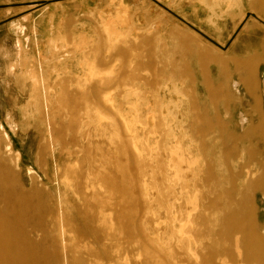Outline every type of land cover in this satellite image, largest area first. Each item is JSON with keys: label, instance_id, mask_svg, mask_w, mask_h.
I'll return each instance as SVG.
<instances>
[{"label": "rangeland", "instance_id": "374dc122", "mask_svg": "<svg viewBox=\"0 0 264 264\" xmlns=\"http://www.w3.org/2000/svg\"><path fill=\"white\" fill-rule=\"evenodd\" d=\"M34 4L30 39L19 38L17 47L10 42L0 51V171L16 179L7 185L11 191L16 186L41 191L39 210L32 201L37 210L32 222L44 217L42 225L55 230L59 215L84 230L75 215L93 214L85 206L91 200L97 218L114 220L107 232L101 226L97 231L119 244L114 264L141 263L145 256L136 250L141 238L161 256H174L173 264H203L213 253L222 254L211 256L213 264H221V257L225 264H264V251L240 249L238 255L231 248L237 227H264L263 194L254 192L246 204L254 223L202 219L206 196L213 197L214 209L227 199L222 211L233 210L234 175L242 163L259 159L250 133H264V0ZM131 135L140 155L131 147ZM179 140L184 149L188 144L201 154L199 165L183 167L175 182L171 149ZM105 169L118 185L134 188L126 202L123 191L96 182ZM213 174H221L216 193L210 182L204 185ZM64 177L78 184L80 194L72 193ZM195 195L197 207L188 217ZM134 199L136 226L119 211L125 203L132 208ZM0 211L8 214L1 201ZM178 220L185 222L181 231ZM37 239L48 244L43 234ZM56 244L62 264L65 243Z\"/></svg>", "mask_w": 264, "mask_h": 264}, {"label": "bare ground", "instance_id": "6f19581e", "mask_svg": "<svg viewBox=\"0 0 264 264\" xmlns=\"http://www.w3.org/2000/svg\"><path fill=\"white\" fill-rule=\"evenodd\" d=\"M203 56L205 57V59L215 62L216 65L224 64L223 62L221 63L220 59H217L216 57H212L209 54H203ZM250 134H251L250 136L252 137V139L254 138V140L256 141V147L258 150L259 159L257 161H252V162L247 161V163H242L239 171L236 173L237 175L236 174L234 175L235 184H234V187L232 188V191L235 192V197H233L232 200H230L232 202V206H234L233 210L226 211L224 209V211H222L223 208H227L229 205V201L227 199L220 200L218 202L220 203L219 204L220 208L214 209L211 206V202L214 200L213 197L209 198L208 196H206L204 198V201L206 204L203 207L204 211L202 214V219L205 221L206 224L208 223L211 224L213 221L222 222L224 224H227V223L237 222L239 220L241 224H243L245 221L254 223L253 222V216H254L253 209L248 207L246 204L248 200L251 201V198L254 192L255 193L260 192L261 194L264 195V137H263L264 133L262 131V133L252 132ZM131 136H132V141H133V143L131 144V147L134 153H136L137 155H140V151L137 146V141L133 139V135ZM214 136H216V134ZM208 139L211 140V138H208ZM213 140L214 139H212V141ZM187 145L185 146V149H184L181 145V141L179 140L177 145L172 147L171 149V153H173L175 157V162L177 164L175 167L172 168V173L176 177L175 182L178 181L177 178L179 177L180 171L183 167L193 168L199 165V157H200L199 155L201 154V151L194 154L192 153L189 146ZM252 145L255 146V144H252ZM215 147L217 148V146ZM214 150L217 151L216 149ZM242 151H244V149ZM241 157L243 156L241 155ZM216 158H217V153H216ZM244 160L245 159H243V161ZM215 167L217 168V166ZM106 170L107 169L96 174L95 176L96 182H99V185L104 184L106 188H110L112 191H115L118 193L123 191L122 195H124V201L126 202L125 196L126 195L128 196L131 190L132 192H134V188H132L131 185H127V187H125L123 183L118 185L117 184L118 181H116L115 179H111V177L107 175L109 173L108 172L106 173ZM234 170L236 171V168ZM207 173L209 174V172ZM220 175L217 176L216 174H213L211 175V178L205 179L204 185L210 182V185L212 186V193H216L217 191L216 192L214 191L217 188H218L217 190H220L219 189L220 184L219 185L216 184L217 179H218V182L221 180ZM64 179L66 183L68 184L69 188L72 189V193L80 194L78 184L74 183V180L72 178L64 177ZM122 179L124 180L123 177ZM15 180L16 179L14 178L13 174L7 175L6 171H3L2 173L0 171V201L3 204V207L8 209V214H4L3 212L0 211V264H58V252L55 246L57 245L56 244L57 242L65 243L64 250L66 252L65 254L66 257H65V262L62 264H114V261H115L114 256L120 253L119 244L111 243V240L113 238L109 239L110 236H108L107 233H104L102 235L97 233V231H102L100 230V226L102 229L103 228L105 229L104 232H107V230L110 229V225L112 221L114 220L112 219L109 220L108 217L106 216L97 218V216L94 214V209H95L94 205H89L91 200L86 201L85 206L88 207L89 210L92 209L93 214H90L89 212H86L83 210L82 213L80 212L75 215V218L77 219L81 218L83 220L84 224L86 225V228L84 230L78 229L76 227H70L66 219L64 220L59 215H57L58 220L56 221V224H55L56 229L49 230V228L47 229L41 223V221L44 219L43 217L44 214L42 216L43 218L39 219L41 221L38 220L34 223L32 222V220L34 221V219L31 220L32 213H34V211H36L37 213V210L33 211L34 207L37 206L36 209L40 207L39 206L40 204L38 205L37 201L39 199L38 194H40L41 191H38L39 193L36 190L27 192L23 188L16 186L17 182L15 184L16 188L15 187L14 189L12 188L13 190L11 191V187L7 185L9 182L15 183ZM92 185H91V188H93ZM204 185L202 187H204ZM84 189L89 190L87 186H85ZM224 192H227V191H224ZM224 192H220V193L224 194ZM144 195L147 198L146 188L144 189ZM195 199H197L196 195L191 197L190 201L193 202V200ZM32 201H36L37 205L35 206L34 202ZM41 202L42 201H40V203ZM193 203H194L193 209L188 208L186 212L188 217L193 213V211H195L197 207V204H195L196 202H193ZM133 205L134 206L131 208V206L125 203L124 208H122L119 211L123 214V216L126 213L129 220L133 222L134 225L136 226L137 225L136 224L137 217L135 214L137 211L136 199H134ZM41 208L43 211V206ZM45 210L48 211V209H44V211ZM131 211L133 212L131 213ZM148 213L149 212H145L144 217L146 214V217L148 218L147 216ZM126 214L124 217H127ZM50 221H52V218ZM177 222L180 223L179 231H181V229L184 228L183 224L185 222L180 221V220H178ZM253 226H252V229H249L247 231H244L241 227L236 228V237L234 238V244H231V248L232 249L234 248L235 251L238 253V255L240 254V249H243L244 252L247 250L246 253H248L251 250V248L254 250L255 253L264 251V227L262 228L258 227V228L253 229L254 228ZM47 227H50V226H47ZM41 234L45 236V240L47 241L48 246L45 245V243L43 244L41 242V240L44 241V239H41V240L37 239V237L40 236ZM239 234L242 235V238H240ZM207 235L211 236L213 235V233H210V234L208 233ZM142 237H144V235ZM79 238H83V239L76 245L81 249L77 251L75 250L76 246L73 245L72 243L74 239H79ZM141 239L139 241V244L137 245L136 250L138 249L142 250L143 256H145V258L139 264H173V262L175 261L178 262L174 256H170V255L166 257L161 256L157 250H154L152 248L151 245L147 244L146 242H141ZM248 239H253V242L249 243ZM132 242L136 244L135 241H132ZM42 244L45 245L44 248L42 247ZM194 244H196L197 246L199 245L198 241H194ZM154 247L159 248L160 245L156 243L154 244ZM188 249L191 251L190 247ZM190 251H188V254L190 255L193 254L194 256V253H190ZM225 252L226 250H224V252L222 253L224 254ZM213 255L222 256V254L213 253L212 255L207 256L205 258V262H203V264H213L212 259H211L212 258L211 256ZM221 258L219 259L220 263L225 264L226 261L223 259L224 257L222 259ZM219 260L217 262H219Z\"/></svg>", "mask_w": 264, "mask_h": 264}, {"label": "crops", "instance_id": "0c3cea01", "mask_svg": "<svg viewBox=\"0 0 264 264\" xmlns=\"http://www.w3.org/2000/svg\"><path fill=\"white\" fill-rule=\"evenodd\" d=\"M39 0H0V51L11 42L17 47V41L30 39V17L34 4ZM36 11V10H35Z\"/></svg>", "mask_w": 264, "mask_h": 264}]
</instances>
